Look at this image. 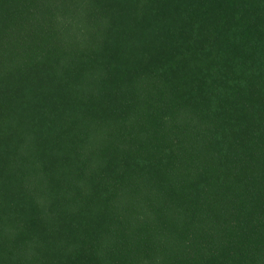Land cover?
Returning a JSON list of instances; mask_svg holds the SVG:
<instances>
[{
  "label": "trees",
  "instance_id": "16d2710c",
  "mask_svg": "<svg viewBox=\"0 0 264 264\" xmlns=\"http://www.w3.org/2000/svg\"><path fill=\"white\" fill-rule=\"evenodd\" d=\"M0 264H264V0H0Z\"/></svg>",
  "mask_w": 264,
  "mask_h": 264
}]
</instances>
